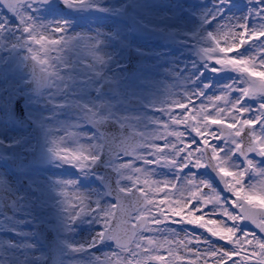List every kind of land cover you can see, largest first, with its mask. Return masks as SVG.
I'll use <instances>...</instances> for the list:
<instances>
[{
  "label": "snow or ice",
  "instance_id": "6c2138e0",
  "mask_svg": "<svg viewBox=\"0 0 264 264\" xmlns=\"http://www.w3.org/2000/svg\"><path fill=\"white\" fill-rule=\"evenodd\" d=\"M249 2L253 6L240 17L208 15L201 21L211 30L202 31L206 43L197 55L211 73H235L231 85L213 94L205 91L211 90L208 84L183 93L157 109L158 130L145 132L122 110L135 96V70L127 83L100 73L96 83H105L86 108L96 129L94 142L70 149L64 145L71 134L67 129L64 136L52 135L51 158L80 170L91 169L104 147L118 150L121 161L116 171L127 182L114 187L115 202L104 207L93 206L90 197L70 187L71 181L54 182L69 224L82 216H92L100 224L91 243H68L70 251L111 240L113 251L97 264H264V168L249 159L252 153L264 158V0ZM95 7L91 0H0V31H11L14 21L16 32L33 45L27 48L32 65L27 87L33 99L55 98L45 95L49 90L45 85L58 89L64 84L65 94L67 90L50 53L59 51L71 25L58 20L50 29L42 28L40 11L58 15L64 9ZM90 51L93 67L105 62L99 49L90 46ZM231 92L238 95L233 99ZM253 98L260 102L250 115ZM22 104L18 88L10 82L0 87V114L18 121ZM37 123L43 126L42 121ZM154 165H171L178 172L188 169L190 175L182 181L158 180L150 170ZM202 168L216 174L219 190L196 178L192 170ZM249 172L258 179L246 184ZM242 221L257 231H241L237 224ZM168 223L195 226L201 234L161 228Z\"/></svg>",
  "mask_w": 264,
  "mask_h": 264
},
{
  "label": "rangeland",
  "instance_id": "374dc122",
  "mask_svg": "<svg viewBox=\"0 0 264 264\" xmlns=\"http://www.w3.org/2000/svg\"><path fill=\"white\" fill-rule=\"evenodd\" d=\"M124 1H129L131 3L134 14L137 15L138 19L145 23L149 28L160 31L162 35L163 33L161 30L163 29L165 35L164 38L170 37V39H179L181 37H192L199 42L198 48L204 46L206 43L202 39V31L211 30L206 28L205 23L201 22L205 16L213 15L219 18V16L223 15L225 19L230 17L236 18L244 15L248 8L253 6L250 5L249 0H237L234 3H231V0H227V2L223 4L220 0H193V2L191 0H122L108 4H104L103 0H91V3L97 7L76 11L90 14V18H92L91 23L97 24V21L100 20L107 21L101 16L108 14L111 10L121 9ZM205 1L207 2L205 3ZM220 9H222V12ZM183 10H186L185 14L182 12ZM39 16L41 18L39 23L42 28L50 29L58 20H65L61 17H53V15L51 16L43 10L40 11ZM90 18L87 19V22L90 21ZM251 22L252 21L250 20V23ZM102 23H105L104 26L97 24L96 26H84L81 29H77L82 32L68 36L66 42L60 47L62 51H66L63 53L68 56L67 53L74 52L73 48L75 42L78 41L81 43L83 39L84 50L86 47L90 56L86 54V59H81H83L95 73L97 71L102 73L104 66H109V68H111L115 62H118V60H124L123 55L121 58H117V60L112 56L113 50L108 47V42L104 36L105 33L111 31L112 26L108 22ZM107 24L110 25L108 26ZM154 25H158L159 28L161 29L162 27V29L159 30ZM213 26H215V24ZM179 29L181 31H179ZM20 39L24 41L23 44L25 49L33 46L22 38L21 33L16 32L14 21L12 23L11 31H0V64L6 63L8 65L6 73H11L10 79L12 87L14 88H19V82L21 81L19 65L21 63L23 52L19 51L17 43V40L19 41ZM101 42L103 43V47H100L101 49L99 48V52L104 57L105 62L103 64H96L95 67H93L90 46L92 50H95L96 44H100ZM12 44L16 45L14 49L12 48ZM137 46L140 50H145L147 48L141 46V41H138ZM259 46L260 43L257 42L255 47ZM246 47H249L250 51H254L253 47ZM102 50H104V54ZM3 54H5L4 57ZM154 62L155 60L148 55L146 60L142 62V66L139 67V73L137 74V78H135V96L138 99H143V102H146V99L150 97L149 92L151 88L150 85H147L146 79L149 78V76L146 77L144 67L150 64L148 66L149 69ZM178 67L179 64L175 63V68ZM190 68L192 69V65H189L187 61L184 65L185 75H182L184 85L182 86V89L184 92H191L195 87L194 84H189ZM1 70L4 71L5 69H2L0 65V87H3L5 74L1 73ZM105 72V75L114 77V74H112L109 69L105 70ZM207 75L213 76L217 80L211 88V94H213V92H219L226 86L231 85L233 81L237 79L235 73L227 71L218 73L207 71ZM125 82L127 83V81ZM165 83L167 84L166 81ZM204 85L205 84L202 86ZM230 95L231 98L234 99L238 93L231 92ZM258 102L260 101L256 98L249 100L248 106L253 109V113H250V115L254 114ZM139 113L141 112H138V114ZM138 121H143V117H140V114L138 116ZM140 124L141 123L139 122V125ZM142 129L145 131V125L142 126ZM157 130L158 128L154 127V131ZM0 131L2 130L0 129ZM1 134L2 132H0V136ZM79 134L80 133H78L77 139L79 146L82 143L83 145H88L94 142L91 136L87 137V135L86 137H80ZM233 162L239 164V161L234 160ZM59 163V161H56L55 165H58ZM118 164L115 165L117 166ZM256 166L262 168L260 165L256 164ZM67 167L76 168L72 164H68ZM79 171L81 174L78 176L72 173H67L59 174L58 176L47 175L43 177L37 173H35L34 176L26 175L27 170H24V174L21 175V177H25L27 182L25 188L26 191H24L25 193H28L29 197L35 203V209L30 210L28 202L26 207L21 206L19 196L24 192L19 190V182H13V178L8 176V173H6L0 165V262L4 264H42V260L45 257V250L42 245L38 244L31 234L32 222L42 224L55 231L57 242L61 244V251L57 264H97V261L101 256L107 257L111 254L113 247L108 240L96 244L95 247L91 249L80 250L78 252L70 251L66 247L68 243H91V237L100 231V224L95 222L92 216H82L81 219H79V224L76 226H72V223L69 224L64 215L60 197L58 196L59 189L54 186V182L63 184L71 181L72 184L70 187H72L73 190L79 191L90 197L93 206L99 204L101 207H104L112 204L109 200L104 198L102 192H100L98 188H95V186L92 185V176H90V172L88 170L80 169ZM252 177V182H255L258 179L255 173H253ZM126 183L127 182L121 178V186ZM161 228L174 230L180 234H183L186 231L201 234V230L195 226L186 224L168 223L161 225Z\"/></svg>",
  "mask_w": 264,
  "mask_h": 264
},
{
  "label": "flooded vegetation",
  "instance_id": "af4514ba",
  "mask_svg": "<svg viewBox=\"0 0 264 264\" xmlns=\"http://www.w3.org/2000/svg\"><path fill=\"white\" fill-rule=\"evenodd\" d=\"M63 11L68 14L69 18H77L79 20L78 22H68L71 27L66 31V37L71 34L81 33L82 31H78L77 29H81L84 26L90 27L92 25L96 26L97 24L104 26L105 23L102 22L111 23V31L105 33L104 36L108 42V47L113 50L112 56L114 59L117 60V58H121L123 55L124 60H118L111 68H109V66H104L102 73L105 74L107 72H105V70L109 69L110 72L114 74V77H119L124 82L133 79L131 73L129 74L128 70L123 68V65L127 62L129 55L131 56L132 54V51L128 49H139L137 46L138 38L131 33L130 26L127 23L125 24L114 19V14L118 10H111L108 14L102 15L101 17L107 21H98L97 24L83 21L87 16H84V12L82 11ZM133 11L134 10H131L130 12L131 17H137ZM118 17L123 19L130 18L128 14H119ZM107 25L109 26L110 24ZM154 26L159 30L162 29V27L160 29L158 25ZM161 31L163 33L162 41L156 45H153L152 41H149L145 49L148 51L149 57L155 60L154 64L151 65L149 69L148 66L150 64L144 67L146 77L149 76V78L146 79L147 85L151 87L149 92L150 97H148L145 102L146 108L138 110L131 107L134 106L132 105L133 100L138 99L136 96L126 107L122 106V110L125 114L130 115L133 119L138 121L139 114L140 117H143V121L138 122L141 123L139 128L142 131V126L145 125V132H154V127L158 128L156 122L160 119V113L157 111L159 107L185 93L182 89V86H184L182 75L185 74L184 71L180 72L178 68H175V62L177 60H187L192 63V69H189V84L195 85L192 91H195L197 88H203V84L210 85L211 89L216 83V78L208 76L207 70L201 71L205 68L204 63H199L197 61V59H200L197 55L199 46L197 39L192 37H181L179 39H170V37L164 38V30L162 29ZM179 31L181 30L179 29ZM111 36L113 37V43L110 39ZM23 43L24 41L20 39L18 49L23 52V56L19 65L21 81L19 82L18 89L23 98L22 109L29 123L24 118L22 112L20 114L19 124L13 123V120H9L6 116L0 114V129L2 130L0 131L2 132L0 136V160L5 169L13 176L14 181L16 183L19 182V190L24 192L20 196L21 206L26 207L27 203L25 201L28 198V193H25V188L27 182L25 177H21V175L24 174V170H27L26 175L34 176V174L37 173L43 177L47 175L58 176L59 174L72 172L81 174L79 169L67 167V163L60 162L58 165H55L56 161L53 160L48 153V141L51 139L52 135L64 136L65 129L71 133L66 136L64 140V145L70 149L79 147L77 143L78 133H80V137H86L87 135V137H93V133L96 130L89 125L92 122L86 112L88 106L87 102L96 95L97 90L105 81L100 80L99 83H96V81L99 80L100 72L97 71V75L94 77V71H92V68L83 60L86 59V54L88 56H90V54L86 47L84 50L82 39L81 43L78 41L75 42L73 48L74 52H69L70 54L67 53L68 56L63 53L66 51H62V49H59L58 52L53 51L50 53L53 63L58 66L67 81L66 94L64 84H61L58 89L45 85V87L49 89L45 95L55 98L50 101L33 99L27 87L29 83L28 74L32 71V65L30 57H28L27 54V49L24 48ZM100 47H103L102 42L96 44L95 49H99ZM102 51L104 54V50ZM99 54L101 53L99 52ZM58 56L60 57L59 60H57ZM140 66H142V63L137 65L135 78H137ZM200 73H203V75ZM105 76L109 77L107 75ZM205 91L208 92V94L212 93V89H205ZM89 93H91V95H89ZM138 112L141 113L138 114ZM39 121L43 122V126L37 123ZM81 145H83V143L80 144V146ZM99 153L100 151L98 155ZM33 156L35 157L34 162L32 161ZM249 159H253L254 162L261 167L264 166V158H261L255 153L251 155ZM120 161L121 156H118L113 159L108 166L114 169L116 184L121 186V177L117 173L115 165L120 163ZM106 166V164H100L97 167L92 166L88 171L95 180L97 177L103 176L106 172ZM150 170L158 180L177 179L182 181L190 175L188 169H185L183 172H178L171 165H154L151 166ZM207 170L208 168H202L192 171L195 173L197 179L207 180L213 187L218 188L217 185L220 183L218 177L213 173L209 174ZM250 173L251 176H253V173L249 172V174ZM237 226L241 231H257L250 222H245L242 225L238 222ZM0 264L4 263L0 262Z\"/></svg>",
  "mask_w": 264,
  "mask_h": 264
},
{
  "label": "water",
  "instance_id": "95a60500",
  "mask_svg": "<svg viewBox=\"0 0 264 264\" xmlns=\"http://www.w3.org/2000/svg\"><path fill=\"white\" fill-rule=\"evenodd\" d=\"M108 1H113V0H105V2ZM131 7L128 5L126 10H129ZM133 23V26L136 27L137 29H135V31L139 34V35H155L157 33H154L152 31L147 30V28L142 27L137 21L132 20L131 21ZM156 38H159L160 35L156 36ZM144 56V54H140V53H135L132 52L131 56L129 55V61L130 64L127 66L128 72L129 74L133 72L134 67L133 64L139 62L142 57ZM134 106H140L139 102L133 101ZM17 124L20 123V119L18 121H15ZM93 126L95 127V125L93 124ZM119 153L118 150H113L110 149L108 147H105V152L104 154H102L101 156V160L100 162H105V161H110L114 156H116ZM32 161H34V158H32ZM101 182L104 184L105 188H106V193L107 195H109V197L111 199L114 200L115 202V196L113 194V189L115 187V183H114V173L111 169H107V171L105 172V176L104 179L101 180ZM38 236L40 238V240L46 245L47 247V258L45 260V264H55L57 261V257H58V251H59V246L55 240V236L53 231L51 230H47L42 226L38 227ZM42 231V232H41Z\"/></svg>",
  "mask_w": 264,
  "mask_h": 264
}]
</instances>
